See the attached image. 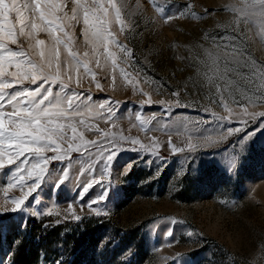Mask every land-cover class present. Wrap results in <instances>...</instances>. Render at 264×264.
<instances>
[{
    "label": "rangeland",
    "instance_id": "rangeland-1",
    "mask_svg": "<svg viewBox=\"0 0 264 264\" xmlns=\"http://www.w3.org/2000/svg\"><path fill=\"white\" fill-rule=\"evenodd\" d=\"M117 2L126 27L121 32L113 21L111 30L130 56L115 72L111 60L97 67L93 59L95 79L80 69L77 84L73 72L69 91L82 93L94 114L85 116L94 129L78 131L88 141L114 135L118 154L107 168L106 154L95 148L91 156L73 152L51 162L49 176L17 211L13 200L28 191L17 185L24 158L9 164L5 156L0 264H14L20 248L32 251L29 264H264V99L257 100L264 88L246 79L264 71V18L249 14L259 0ZM81 28L74 29V50L83 55L91 49ZM21 44L28 50L26 39ZM233 48L248 67L232 61ZM226 61L238 71L221 78Z\"/></svg>",
    "mask_w": 264,
    "mask_h": 264
},
{
    "label": "snow or ice",
    "instance_id": "snow-or-ice-1",
    "mask_svg": "<svg viewBox=\"0 0 264 264\" xmlns=\"http://www.w3.org/2000/svg\"><path fill=\"white\" fill-rule=\"evenodd\" d=\"M259 4L260 9L253 8L249 14L264 18V0H259ZM70 5L71 14L65 10L69 7L68 0H0V168L4 167L5 156L9 164L24 158L18 168L17 185L22 192L24 187L28 188L22 198L13 200L16 207L12 211L21 210L28 197L44 183L49 176L51 162L62 163L65 158L70 159L73 152L91 156L95 148L106 154L107 168L118 154L114 150V135L105 132L103 140L88 141L83 132L78 131L81 126L87 131L94 129L95 126L85 119L86 115L93 117L94 114L91 106L81 102L83 94L69 91V88L73 72L79 84L80 69L95 79V73L89 67L93 59L97 67H101V58L105 62L111 60L115 72L119 63L126 62L130 56V51L119 43L111 30L113 21L121 26V32L125 30L123 5L118 4L117 0H70ZM170 19L172 17H165V22ZM81 23L80 35L91 49V53L85 51L83 55L74 50V29ZM40 33H47L48 40L39 38ZM21 38L28 41V50L23 48ZM10 45L17 48L13 49ZM112 48L120 49L125 53V58L122 60L118 57L111 51ZM228 55L237 65L248 67L239 49L233 48ZM33 57H38V60ZM119 70L127 79L129 74L122 68ZM229 70L238 71L229 69L226 61L221 78ZM246 79L257 91L264 88V71H253ZM257 81H260L259 85ZM26 82L34 87H25ZM57 84L59 90L54 91ZM10 89L12 91H8ZM218 91L222 92L223 89ZM174 95L179 96V93ZM260 99H264V94L257 97V100ZM9 108L10 111L6 110ZM244 111L247 113V108ZM258 115L264 117V112ZM241 130L229 129L228 132L232 134ZM120 139L126 138L121 135ZM132 143L138 141L133 140ZM48 152L55 155H45ZM28 164L31 167H27ZM67 177L65 170L54 187L58 188ZM92 187L93 183L83 187L81 199ZM106 195H102L100 200H104Z\"/></svg>",
    "mask_w": 264,
    "mask_h": 264
},
{
    "label": "trees",
    "instance_id": "trees-1",
    "mask_svg": "<svg viewBox=\"0 0 264 264\" xmlns=\"http://www.w3.org/2000/svg\"><path fill=\"white\" fill-rule=\"evenodd\" d=\"M86 229H88V228H86ZM87 232H89V231H87ZM31 253H32V251L29 249L25 252L23 248H20L14 255V257H15L14 264H29L26 256L31 255Z\"/></svg>",
    "mask_w": 264,
    "mask_h": 264
}]
</instances>
